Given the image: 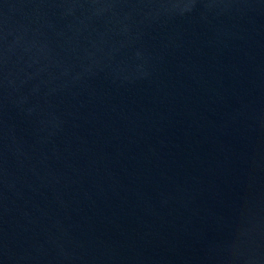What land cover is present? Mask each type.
Masks as SVG:
<instances>
[{
    "label": "water",
    "instance_id": "95a60500",
    "mask_svg": "<svg viewBox=\"0 0 264 264\" xmlns=\"http://www.w3.org/2000/svg\"><path fill=\"white\" fill-rule=\"evenodd\" d=\"M0 264H264V0H0Z\"/></svg>",
    "mask_w": 264,
    "mask_h": 264
}]
</instances>
